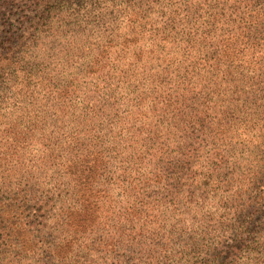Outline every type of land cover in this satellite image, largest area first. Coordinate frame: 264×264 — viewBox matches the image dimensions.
<instances>
[{
	"label": "rangeland",
	"instance_id": "rangeland-1",
	"mask_svg": "<svg viewBox=\"0 0 264 264\" xmlns=\"http://www.w3.org/2000/svg\"><path fill=\"white\" fill-rule=\"evenodd\" d=\"M221 1L197 0L186 30L150 26L160 7L143 8L131 41L143 56L115 50L123 16L110 10L15 41L0 62V264H264V100L253 99L264 93V0ZM220 38L225 66L212 53ZM191 55V70L175 68ZM169 87L192 91L187 117L167 115L181 103ZM139 165L160 173L136 201L142 213H110L117 177ZM76 199L92 214L60 213Z\"/></svg>",
	"mask_w": 264,
	"mask_h": 264
},
{
	"label": "trees",
	"instance_id": "trees-1",
	"mask_svg": "<svg viewBox=\"0 0 264 264\" xmlns=\"http://www.w3.org/2000/svg\"><path fill=\"white\" fill-rule=\"evenodd\" d=\"M243 0H222L218 4L224 5L225 10H233L238 4H240ZM252 0H247L250 2ZM197 0H0V62L3 58L9 59L7 56L10 55L12 50V45L15 41H18L20 38H26L30 34L31 28H36L37 26H44L45 28L42 31L47 30L49 27H55L53 21L63 22L71 21L75 19H79L84 23L94 24L88 21L91 17L104 18L106 12L108 14H114V12L118 13L119 16H123L121 18V29L124 30L122 33L116 34V49L123 52V49L130 50L135 56H143L146 53V48L136 49L132 46L131 41L135 39V36L139 34L138 26H134L137 19V15L145 8L146 10H150L155 6L160 7V12L152 11L150 16H156L157 19L146 20L145 23L150 26H163L164 28H170L173 30L174 26H182L181 29L186 30L183 26H190L191 21L197 19V15L195 11H191L192 7H195ZM221 11H219L220 13ZM226 12V11H225ZM163 13V14H162ZM241 13V12H240ZM236 14V11H230V14H234L235 19L241 21L243 18ZM244 13V12H242ZM172 15L169 19L168 15ZM245 14V13H244ZM251 22L255 20V17L247 13ZM264 13H260V17H263ZM177 20V21H174ZM179 21V22H178ZM119 28V27H118ZM118 30V29H117ZM149 31H155L151 29ZM160 30L156 29V31L152 34L155 36L161 37V39L167 40L166 37L160 36ZM122 34V35H120ZM168 36H173L172 34H168ZM190 37L188 39L193 38V34H189ZM130 39V41H129ZM185 40L184 45L182 46V55L185 56L186 53H190L191 48V40ZM236 39V38H235ZM106 40L100 39L97 46V56L102 62L105 60L107 56H102V52L106 51L105 48L100 49V45L105 43ZM127 42V44H126ZM237 44V43H236ZM235 44V45H236ZM219 47H224L225 49V39L220 38L217 41L216 48L212 52L213 55H216L218 58V65L225 66L226 49L225 52H222L219 56L218 49ZM121 48V49H120ZM239 51L237 54L239 55ZM147 56H151L147 54ZM7 57V58H6ZM240 59V57H239ZM231 60V59H230ZM235 63L236 58H232ZM158 61V60H157ZM193 56L191 55L186 62H181L184 64H178L175 68H186L188 70L190 66V70L193 67ZM135 62V61H134ZM238 63V62H237ZM104 64V63H102ZM173 64H171L172 66ZM103 66V65H102ZM100 65L94 71L96 77H103L106 74V69ZM169 68V64H166L165 67L161 68L160 73L165 72ZM174 69V68H173ZM225 70V69H224ZM253 71V69L248 70ZM6 72L5 70L0 71V78L2 74ZM247 76V75H246ZM186 75L182 73L181 79L185 80ZM190 78V77H189ZM241 78H244V75H241ZM168 97L177 102L184 103V107L181 109L179 104V109L176 113H167V115H178L179 117H187L188 112L185 111L186 103L191 100L192 91L190 89L183 88L182 91H177L176 88L169 87L168 89ZM255 89L251 90L254 92ZM257 92V90L255 91ZM253 99L255 100H264V93H255L253 95ZM141 130H145L144 125H140ZM157 130V129H155ZM148 132L155 135L154 132L148 130ZM158 134L156 133V136ZM191 139L186 133L183 132L181 140L183 143L188 142ZM182 144V143H181ZM186 148V147H185ZM178 149V153L181 152L182 149ZM140 155H137L135 159H140ZM181 163V162H180ZM184 164H187V161H184ZM157 169V167H155ZM126 170V167H124ZM142 170V167L139 165V168L129 169V171L125 172L124 175H119L116 181V188L119 192L120 198L116 199L117 207L111 209L110 213H142L141 205L144 204V201L138 204L141 195H145L150 185L153 184V181L156 182L157 178H159V171H155L153 173H145ZM76 184H82L79 181H75ZM29 196V194L23 195V197ZM30 200V199H29ZM88 202V201H87ZM25 203V205H23ZM91 202H88L90 204ZM37 206L33 213H44V210L48 206V200H37L35 202ZM27 207V203L25 200L21 204ZM60 213H90L92 212L89 209H84L82 207V202L80 199H76L74 203L65 209H62ZM119 237L122 238L123 234H118ZM118 237V238H119ZM124 239H117V243H121ZM131 241L126 242L125 245H128ZM123 255V254H122ZM124 256V255H123ZM121 260H118L117 263H120Z\"/></svg>",
	"mask_w": 264,
	"mask_h": 264
}]
</instances>
